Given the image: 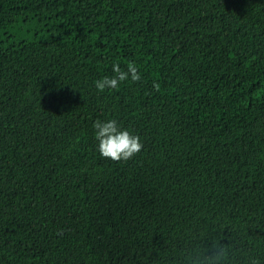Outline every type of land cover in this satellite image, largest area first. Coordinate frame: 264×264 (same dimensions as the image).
Returning a JSON list of instances; mask_svg holds the SVG:
<instances>
[{"label":"trees","instance_id":"16d2710c","mask_svg":"<svg viewBox=\"0 0 264 264\" xmlns=\"http://www.w3.org/2000/svg\"><path fill=\"white\" fill-rule=\"evenodd\" d=\"M116 63L141 80L99 91ZM112 119L127 161L100 155ZM213 240L264 264V0H0V264H189Z\"/></svg>","mask_w":264,"mask_h":264},{"label":"clouds","instance_id":"9594fccd","mask_svg":"<svg viewBox=\"0 0 264 264\" xmlns=\"http://www.w3.org/2000/svg\"><path fill=\"white\" fill-rule=\"evenodd\" d=\"M113 72L115 75L105 76L95 81L96 87L103 92L107 89L118 88L120 82L125 81L131 77V80L138 82L141 80V75L134 63H129L127 70H122L119 63L113 65ZM153 87L158 91L159 84L154 83ZM96 129V139L99 141V152L104 158H109L113 161L129 160L138 154L142 148L143 143L138 135H133L127 129H122L118 122L114 119L107 121L97 120L94 123ZM212 252L209 253L208 248L200 252H193L189 254V264H224L228 259L229 249L227 244H221L220 240H213L210 246ZM253 264H259L254 261Z\"/></svg>","mask_w":264,"mask_h":264},{"label":"rangeland","instance_id":"374dc122","mask_svg":"<svg viewBox=\"0 0 264 264\" xmlns=\"http://www.w3.org/2000/svg\"><path fill=\"white\" fill-rule=\"evenodd\" d=\"M34 26H29V25H25V23L21 22L20 24L16 25L14 28V31H20L25 33L26 36H29L26 34V32H30L31 34L34 33L33 32Z\"/></svg>","mask_w":264,"mask_h":264}]
</instances>
